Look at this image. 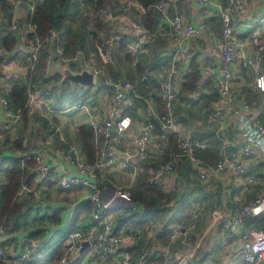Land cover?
<instances>
[{"label":"built area","instance_id":"obj_1","mask_svg":"<svg viewBox=\"0 0 264 264\" xmlns=\"http://www.w3.org/2000/svg\"><path fill=\"white\" fill-rule=\"evenodd\" d=\"M9 3H23L28 1L30 15L35 8L45 0H7ZM208 6L211 15H218L222 22L221 38L216 42L213 56L207 58L201 65L203 77H208L217 92L216 101L208 112V121L216 126L215 135L219 140L218 160L214 165H207L199 156L208 148V143L180 131V124L175 120V101L178 94L177 75L181 66L190 64L192 54L190 42L200 36L208 25L206 21L195 25L187 21L183 14V7L192 3ZM134 11L132 16L122 19L124 29L133 33V40L126 44L128 53L138 58L147 43V36L166 38L172 47L164 50L163 57L168 60L167 65L157 71L160 95L163 100L159 114H153L161 127L160 134L153 135L150 130L154 127L151 118L145 122H136L126 111L133 106L132 99L141 98L135 84L127 79L110 80L111 102L107 116L99 118L86 104H76L75 109H84L89 114V123L93 130L94 143L97 146V156L93 162L83 160L78 152L69 149L64 153V160L70 167L69 173L53 170L41 154L25 152L20 158L22 167L28 161H33L36 172L45 176L59 188L71 190L76 187L86 189V200L90 203L91 224L82 230L70 231L64 237V253L56 264H131L129 242L132 236L124 227L117 226L116 213L134 207L131 201V191L136 185L142 166L150 157L163 160L167 152L168 158L160 162L149 173L148 183L153 187H161L163 180L175 171L182 162H188L195 176L200 181H207L212 174L231 171L243 190L257 188L259 193L243 202L237 201L233 214L223 222V235L233 238L240 234V262L239 264H264V229L244 228L245 220L264 214V122L260 119V110L254 103L244 99L243 93L234 85L235 67L238 71L251 73L248 85L264 94V13L257 18L245 21L249 31L248 41H242L236 27L243 22L248 12V5L244 0H226L225 3L214 0H160L153 5L146 6L140 0H115ZM159 14L162 27L150 32L142 23V19L149 12ZM112 22V21H111ZM12 32L21 31L26 35L29 55V76L27 84V98L25 111L29 117L52 118L51 114H58L62 110L51 105L50 99L33 82L41 52L47 47H55L59 59L64 63L70 62L73 67L78 66L83 58L88 67L95 73V84L99 76L106 77L105 68L89 65L84 51L76 50L70 58L64 56L59 44L57 31L50 30L46 36H41L36 26L28 21L25 24L13 22ZM109 38L102 37L104 55L109 56L115 44L116 36L110 33ZM2 32L0 30V40ZM246 45L252 47L253 53H246ZM2 56V49H0ZM94 59V58H93ZM31 76V77H30ZM151 112L155 111L150 99H145ZM0 104L5 108L13 122H18L20 114H14L8 109L9 101L0 84ZM234 125L238 134L244 139L239 146H235L229 138L230 125ZM139 128L134 135H128L135 127ZM176 136V147L170 146L169 135ZM49 141V139H48ZM263 157L261 168L251 173L247 170L243 159ZM119 162L120 168L128 175V181L118 187L107 185L99 172L111 164ZM0 181V204L4 187ZM19 194L32 196L36 200L42 198V188L23 183ZM201 205L191 206L190 215L193 222L185 226L182 222H175L167 226L169 240L167 250L178 240L190 247L195 245L194 227L199 219ZM4 219V218H3ZM0 217V264H30L43 257L55 243L51 244L50 231L40 239L23 235L20 238L21 250L18 255L11 253V246L7 242L6 227ZM157 225L151 224L150 235ZM89 241L90 246L79 254L81 243ZM145 250L140 255V261L145 258Z\"/></svg>","mask_w":264,"mask_h":264},{"label":"crops","instance_id":"obj_2","mask_svg":"<svg viewBox=\"0 0 264 264\" xmlns=\"http://www.w3.org/2000/svg\"><path fill=\"white\" fill-rule=\"evenodd\" d=\"M214 1L222 3L226 2V0ZM244 1L248 5V12L242 19L243 22L236 27V31L240 40L248 41L249 31L246 26H244V23L249 19L257 18L264 13V0ZM182 7L184 17L187 21L195 25L200 24L202 21L207 22V30H205L200 36L192 39L190 42L192 57H196L200 65H202L207 58L213 56L215 44L221 38L223 28L221 19L216 14L211 15L212 9L208 6L198 5L193 2L192 4ZM105 10L103 24L106 25V28L104 30L105 32L113 33L116 36L113 49L109 56L104 55V49L101 45L96 46L95 49L88 53L84 52V58L89 65L93 64L105 68V82L94 84L91 89L86 90L79 86L74 88L69 83L60 84L61 77L59 76L48 79L46 77V69L49 58L52 54H57V51L55 47H47L44 49L41 52L42 54L40 55L37 64L36 75L33 77V82L45 95H47L51 101V105L62 110V112L51 114L52 118L49 119L29 117L26 128L23 129L24 126L21 124V121L18 120V122H13L12 118L8 116L5 108L0 104V131L2 132L0 135V150H2V155L0 156V170L11 167L14 162L28 150L41 154L45 162L49 164L53 170L63 173L70 172V167L63 157L64 153L69 149L76 150L83 160L88 161L83 152L79 128L83 125L90 126L89 114L84 109H75L74 106L76 104H86L95 116L99 118L107 116L112 94L108 82L113 80L109 70L111 68L115 70L117 65L122 64L119 57L122 53H125L126 56L130 55L127 51L126 44L133 40V33L124 29L122 19L127 16H132L134 11L127 7H123L120 4H115V0H113ZM30 16L28 1L23 3H8V6L6 7L0 3V30L2 32V38L8 33H14L17 38V43L13 52L6 53L2 49L4 61L2 75L0 76V84H2L5 94L15 81L25 83V80L29 76V62L27 59L29 48L26 35L21 31L12 32L10 26L13 22L25 24L29 21ZM156 16L157 17L153 18V23L152 21L148 22L149 26L144 24V20H147V18L149 19V17L146 16L142 19V23L152 33L154 30L162 27L161 18L157 12ZM101 33L102 31L99 32L100 40L102 37ZM170 47H172L170 42L164 37L155 38L154 36H147V43L143 47L138 59L142 55L150 56L153 53H157L160 57V63L157 68L151 72V76L148 75L147 77H143L140 84H138L137 81V83L132 81L137 87L141 98L132 99L133 106L127 108L126 111L136 122L143 123L148 118H152L153 114H159L162 109L163 100L160 95L157 71L161 66L165 67L167 65L168 60L163 57V51ZM245 48L247 54L253 53L250 45H246ZM46 53L48 55L46 57L45 66L43 67V55ZM57 57L58 60H60L58 54ZM138 59H133L131 57V61ZM78 67L79 66H74V69H78ZM189 70V64L179 68V73L176 79L178 91L182 83L185 81ZM116 71L117 70H115V72ZM117 73L119 72L117 71ZM244 77H246V79H244ZM251 77L249 70L239 72L238 65L235 67L233 82L243 93V96L247 85L245 81H251ZM44 78L48 80L45 82L42 81ZM118 79L129 80L126 77H117L116 80ZM205 79H209L211 84H213L210 78L202 77L200 86L201 88L203 87V94L192 95L189 100L184 101L177 96L175 103V120L180 124V131L183 133L186 131H184L183 123L180 122L178 118H183V120L189 118L186 110H183L184 107L187 106L189 108L191 106L190 103H199V97L202 95L212 97L214 94V97L212 98L214 100L213 104H215L217 92L213 85L205 84ZM49 80H52L55 83L52 82V84H50ZM47 83L50 84V90L43 89V86ZM65 85H70L74 92H71L70 95L63 92L62 88ZM248 89H252L254 94H260L264 98V94L255 90L254 87ZM50 93L58 95L54 96ZM70 99L72 100L70 101ZM145 99H150L152 101L153 107L155 108L154 112H151ZM251 103L255 104V101ZM260 105L262 106V104ZM206 121V125L197 124L194 126V130H190L188 134L207 142L210 147L213 146L212 141L216 140V126L210 123L208 118ZM138 130L139 128L137 126L131 132H128V135H134ZM21 137V145L26 149L24 151L14 148V141ZM229 138L233 140L235 146H239V144L244 141L234 128L233 124L230 125ZM95 147L97 146L95 145ZM216 149L218 150L219 155V143L217 144ZM201 154L202 153L199 152V156L202 158ZM168 155L169 152L165 155V157L167 156L166 159L168 158ZM162 161L165 160L150 157L143 163L141 172L146 169L150 172ZM204 162L207 165H214L216 163L212 164L205 160ZM243 162L249 172L255 173L261 168L263 157L258 155L254 158L243 159ZM181 164H184V162L180 163L175 168V171L163 180L160 188L164 192L170 193L175 191V188L179 185L178 173L179 170L182 169L180 166ZM99 175L105 180L106 184L110 186L114 185L115 187H118L128 181V175L120 168L119 162L113 163L109 167L104 168L99 172ZM193 177L198 180L195 174H193ZM32 178L34 181L33 185L42 188V198L36 200L32 196L18 194V199L21 203L19 207L20 209L16 213L14 224L9 226L11 231L7 234V242L11 246V253L16 255L19 254L22 248L20 243L21 236L29 235L36 230V224H32V221L34 220H42L43 223L49 227L46 234L52 230H57L54 227L61 223V220L66 214H68V216L66 217L67 220L64 227H67V229L73 225L75 228H80L79 230H82L92 222L90 211L86 212L88 202L85 197L87 193L86 189L76 187L71 190H63L56 186L54 182L50 181L48 177L46 178L37 173L35 167L32 170ZM0 181L5 183L2 173H0ZM200 183L202 190L195 191L194 196H196V199L204 200V202L197 200H195L196 202L193 200L190 201L192 205L198 203L202 207L195 227V245L190 247L181 240H178L171 246L170 250H167L169 240L168 234H164V228L162 225L151 222V224L157 225L156 230L150 235L149 226L151 225H148L144 246L138 252L136 249L139 248V234L141 235V233L138 230H135L136 224L133 222L135 220L134 218L131 219V223L122 226L126 229L128 234L132 236L131 242L128 243V245H130L131 264H239V252L241 247L240 234H237L233 238L224 237L222 225L225 219L233 214L237 201L243 202L253 198L259 193V190L257 188H252L250 191L243 190L231 171L212 174L207 181H200ZM178 189L180 190V187H178ZM208 197H213V199L211 203L207 204ZM118 213L119 212L117 211L116 214ZM24 225L26 229L22 231ZM144 250L146 255L141 262L140 255Z\"/></svg>","mask_w":264,"mask_h":264},{"label":"trees","instance_id":"obj_3","mask_svg":"<svg viewBox=\"0 0 264 264\" xmlns=\"http://www.w3.org/2000/svg\"><path fill=\"white\" fill-rule=\"evenodd\" d=\"M146 6L155 4L160 0H140ZM105 0H96V8H102L104 6ZM1 5L8 6L7 0H0ZM70 0H45L43 3L39 4L33 14L30 16L29 21L36 26L38 34L41 36H46L50 30L57 31L59 35V44L64 52V56L70 58L74 55L76 50L82 49L85 53H88L100 46L101 40L99 39V32L106 28V25H102L100 22L96 23L94 28H89L85 22H79L74 26L70 24L72 21H76L75 17L78 13V5L74 4L72 10L66 9L69 5ZM149 19L144 20V24L148 25V22L152 21L153 18L157 17L155 11L149 12L147 15ZM17 43V38L14 33H8L6 36L0 40V49H3L6 53L13 52ZM42 54V53H41ZM47 53L43 55V64L45 66V61ZM128 60L131 61V56L127 55ZM133 58V57H132ZM3 56H0V76L2 75L3 70ZM160 63V57L157 53L148 55H142L140 60L135 64L133 71L127 73V78L135 83L140 84L144 76H148L147 72L154 71ZM190 70L186 75L185 81L180 86L177 96L184 101L188 100L192 95H201L203 94V87L201 88L200 82L202 80L201 65L198 62L196 57H192L190 61ZM111 78L116 80L119 77V73H115L114 69L109 70ZM31 77V76H30ZM48 79L44 78L42 81H47ZM137 81V82H136ZM206 85H212L209 79H205ZM27 84L21 81H15L11 88L6 92L5 96L9 101L8 109L14 114H20L21 124L26 128L29 116L25 111V103L27 98ZM245 89V88H244ZM202 90V91H201ZM246 92H244L245 94ZM214 97V94L213 96ZM247 101L253 102L255 96L254 91L249 89V93L246 94ZM176 103V101H175ZM263 114L261 116V121L264 122V105ZM212 109V108H211ZM210 109V110H211ZM19 121V123H20ZM0 131V135H1ZM79 134L82 140L83 152L86 155V158L89 162H93L97 156V149L93 143V131L92 128L88 125H83L79 128ZM212 141L213 146L208 145L206 151L202 152V158L214 164L218 160V150L216 149L219 140ZM170 146L174 148L176 146V136L174 134L169 135ZM22 137L14 141V148L20 151H24L22 147ZM32 152V151H25ZM2 155V150H0V156ZM182 169L179 170V185L181 191H179L180 197L176 194L175 191L170 193L164 192L160 187H153L148 184V177L145 171L140 173L136 185L131 191V201L135 205V208L130 207L116 214V223L117 226L121 227L127 223H131V219H137L136 228L141 235L139 234V248L136 251H140L145 243L146 231L148 225L153 223H159L164 228V234L169 232L166 230L169 221H167L166 214L172 216H177L178 221L182 222L185 226H190L193 222L190 215V209L186 211V203L194 198L195 191L202 190L200 181L191 179L193 177V170L188 162L180 165ZM35 164L33 161H28L24 167L21 166L19 159H17L14 164L4 170H0V173L3 174L5 179V184L2 192V201L0 204V217L4 220V225L11 226L14 224V219L19 207L21 205L18 194L19 190L23 183H26L29 186H33L34 181L32 178V170L34 169ZM193 172V173H192ZM194 186H193V185ZM178 197V198H177ZM177 198L176 205L171 207L169 206L170 200ZM190 199V200H189ZM195 201V200H193ZM191 208V207H190ZM90 203L87 202L86 212L90 211ZM186 219V220H185ZM32 224H36L37 228L35 231L31 232L29 236L31 238L40 239L45 237L49 227L43 223L42 220H34ZM6 227V226H5ZM150 227V226H149ZM262 228L264 229V214L249 217L245 220L244 228ZM80 229V228H79ZM73 225L67 229L66 233L61 237V239L56 242L53 246L50 247L48 253L43 257L33 261L30 264H56L58 260L62 257L64 253V237L70 231L79 230ZM194 227V232H195ZM46 234V235H45ZM138 236V235H137ZM135 251V252H136Z\"/></svg>","mask_w":264,"mask_h":264},{"label":"rangeland","instance_id":"obj_4","mask_svg":"<svg viewBox=\"0 0 264 264\" xmlns=\"http://www.w3.org/2000/svg\"><path fill=\"white\" fill-rule=\"evenodd\" d=\"M112 1L113 0H105L104 6L102 8L97 9L96 8V0H70L69 5L66 7L67 10L68 9L72 10L73 7H74V4H76V3L78 5V10H77L78 13H77V15L75 17L76 21H72V22H70V24L75 27V25L77 23L85 22L88 25L89 28H94L95 24L99 23V22L103 25L104 18H105V12H106L105 9L108 8V5ZM101 34H102V37H104V39L105 38H109L111 36V34L108 33V32H105L104 29L102 30ZM102 37H101V44L100 45L103 47ZM119 57H120V60H121L122 64L121 65H117V68H115V70H117L119 72V77H126L127 78V73L133 71L136 62H138L140 60V58L139 59L138 58H133V59H138V60H133V61L130 62L128 60V57L125 55V53H122L121 56H119ZM117 71L115 73H117ZM151 72L152 71L147 72V75L151 76ZM244 79H246V77H244ZM52 82H54V81L49 80L50 84H52ZM245 82L247 83V85L245 87L246 88L245 89V92H246L245 94H247V93H249V89L248 88H252V87L250 85H248V80L245 81ZM49 83L45 84L43 86V89L50 90V84ZM56 89H58V88H56ZM62 91L65 92L67 95H70L71 92H74L71 89L70 85H65L62 88ZM50 94H52L54 96L58 95V94H54V93H50ZM245 94H244V99L247 100V97H246ZM254 96H255V98L253 100L255 101V106L260 110V114L262 115L263 114V107L260 104L264 105V98L260 94H257V93H255ZM71 100L72 99H70V101ZM213 101L214 100H213V98L211 96L202 95L201 97H199V103H190L191 106L189 108L187 106L183 108V110H186L189 118L183 120V118L179 117L178 119L180 120V122L183 123V129H185L184 131H186L185 132V133H187L186 135H189L188 132H190V130H194V126H196L197 124H205V125L207 124L206 116H207L208 112L210 111V109L214 106ZM177 108H178V105H177ZM259 117L261 118V116H259ZM166 157L164 158V160H166ZM143 171H145V170H143ZM145 172L150 175V173L148 171H145ZM190 178L194 179V177H192V176ZM177 189H178V187L175 188V192H176V194H178V197H180L181 193L179 191H181V187H180V190L178 192H177ZM177 198H173L172 200H170L169 206H171V207L173 205L175 206ZM192 199L204 202V200L196 199V196H194V198H192ZM207 199H208L207 200V204H208V203H211L213 197H208ZM194 202H196V201H194ZM191 205H192L191 202L190 203L189 202L186 203V205H185L186 208L185 209H186L187 212H188V209H190ZM177 206L178 205H176L175 207H177ZM67 216H68V214H66V216L61 220L60 224H58L56 227H54L57 230H55L53 232V234H52L51 244H53L56 241H58L63 236V234L65 233L67 227H64V224H65V222L67 220V218H66ZM166 216H167V221H169L168 225L173 224V223L178 222V221H184V220L176 221V219L178 218L177 216H172L171 217V215H169V214H166ZM136 221H137V219H135L133 222H136ZM5 226H6V232L8 234L11 230L9 229V226L6 225V223H5ZM195 227H196V225H195ZM197 228H198V226H197ZM25 229L26 228H25V225H24L23 228H22V231H24ZM195 243H196V241H195Z\"/></svg>","mask_w":264,"mask_h":264},{"label":"water","instance_id":"obj_5","mask_svg":"<svg viewBox=\"0 0 264 264\" xmlns=\"http://www.w3.org/2000/svg\"><path fill=\"white\" fill-rule=\"evenodd\" d=\"M78 66V69H74L70 62L64 63L63 61L58 60L57 54L54 53L49 58L46 69V77L48 79H52L59 76L61 77L60 84L69 83L74 88L79 86L86 90L91 89V87L95 84L94 69L92 67H88L83 58H81V62ZM98 80L100 82H105V77L99 76ZM151 121L154 123V127L150 130L151 134H160L162 130L158 120L152 117ZM89 246V241H83L81 243L79 254L83 253Z\"/></svg>","mask_w":264,"mask_h":264}]
</instances>
